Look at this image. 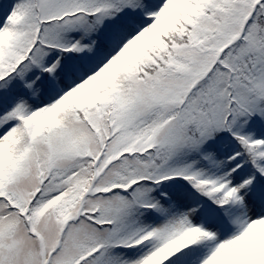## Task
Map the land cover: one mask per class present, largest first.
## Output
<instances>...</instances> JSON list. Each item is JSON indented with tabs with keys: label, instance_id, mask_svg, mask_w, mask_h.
Listing matches in <instances>:
<instances>
[{
	"label": "snow or ice",
	"instance_id": "snow-or-ice-1",
	"mask_svg": "<svg viewBox=\"0 0 264 264\" xmlns=\"http://www.w3.org/2000/svg\"><path fill=\"white\" fill-rule=\"evenodd\" d=\"M0 264H264V0H0Z\"/></svg>",
	"mask_w": 264,
	"mask_h": 264
}]
</instances>
